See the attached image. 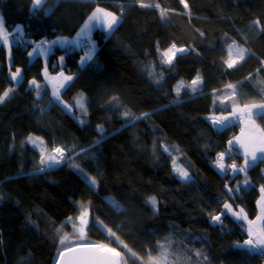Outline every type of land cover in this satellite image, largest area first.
Masks as SVG:
<instances>
[{
	"label": "trees",
	"instance_id": "obj_1",
	"mask_svg": "<svg viewBox=\"0 0 264 264\" xmlns=\"http://www.w3.org/2000/svg\"><path fill=\"white\" fill-rule=\"evenodd\" d=\"M30 1L0 0L4 24H22L27 45L9 46L10 60L7 48L0 47V95L12 89L0 102V264H53L58 248L75 242L106 244L117 248L126 264H148L149 253L159 257L157 244L165 237L172 241L170 252L191 257L193 264H264V255L236 246L247 239L239 220L228 212L222 225L210 218L227 203L223 189L231 169L226 174L218 169V154L226 153V168L244 163L243 153L229 150L237 121L217 126L215 115L264 101L259 84L264 70L257 71L264 69V32L253 25L259 19L264 27V0H187L190 15L180 0H144L167 10L163 19L159 8H142L137 0H42L36 8ZM97 7L120 18L111 31L97 27L63 48L51 42L59 35L73 37ZM38 38L50 41L44 45L51 47L46 66L41 57L29 61L27 55ZM79 38L89 49L95 46L84 63ZM234 41L248 51L227 68ZM173 43L189 51L164 64L161 53ZM17 67L19 82L9 77ZM43 67L50 77H73L60 89V101L51 96L54 88L45 82ZM197 74L201 82L193 91ZM33 79L39 96L36 86H29ZM227 84L237 85L235 96L224 90ZM78 93L86 97V114L75 107ZM125 111L131 116L124 117ZM144 113L149 115L132 119ZM254 119L264 130V115ZM31 135L42 139L46 151L64 147V160L41 171V151ZM173 160L191 179L176 175ZM74 165L97 181L92 188L99 202L88 204L83 239L81 225L65 223L80 210L81 178ZM246 173L250 184L235 209L256 214L264 159ZM150 196L156 197L155 209L146 203ZM107 197L124 210H114ZM61 236L67 237L64 245ZM176 256L165 264H179Z\"/></svg>",
	"mask_w": 264,
	"mask_h": 264
},
{
	"label": "snow or ice",
	"instance_id": "obj_2",
	"mask_svg": "<svg viewBox=\"0 0 264 264\" xmlns=\"http://www.w3.org/2000/svg\"><path fill=\"white\" fill-rule=\"evenodd\" d=\"M137 2L140 4V7L142 8H159L160 9V16L161 18H166L168 15L167 10L160 8V5L157 4H150V3H145L144 0H137ZM42 3V0H33V6L34 8L40 6ZM180 3L183 4L184 9L188 10V14L190 15V9H189V4L187 3V0H180ZM119 17L111 11H108L106 9L97 7L94 9V11L91 13V15L88 17V20L85 22L84 28L81 29V32L85 31H90L92 27L99 25L100 27H103L109 31H111L114 26H116L119 23ZM253 25L257 27L260 31L264 32V27H260V20L257 19L253 22ZM16 31L19 32L21 31V27L18 25L16 26ZM201 36H203V33H200ZM0 40L3 41V43H8V33L5 31L4 28V22L3 19L0 18ZM235 44V41L233 42ZM47 44V41H42L40 45L37 46V49H33V52H30L28 55L32 56L37 50H43V46ZM229 48L232 47V45L228 46ZM95 51V46L92 45L89 49V52L85 54L84 57H82L81 62L84 63L87 60H91L93 58V54ZM189 50L184 48V47H177L175 43H173L167 50L163 51L161 53L162 56V62L164 64L171 65L173 62V59L176 57L177 53L184 54L188 52ZM239 55L236 59H230L228 61H225L227 68H233L235 67L240 61L244 59L245 53L248 51L247 49L244 48H239ZM63 59V57H61ZM261 65H264V60L261 61ZM264 70V69H257V71ZM21 69L17 68L15 72L11 73V79L16 81L21 75ZM46 72V69H45ZM252 74H249V77H246L245 79L251 78ZM162 78V74H161ZM53 80H56L55 77L52 78ZM73 77L72 76H65L63 73H60V82L59 85H54V91L53 95L57 98H59V88L65 87L67 82L72 81ZM159 82V81H157ZM201 82L199 74H197V77L192 80L190 87L192 88L193 91H196V86ZM241 83V82H238ZM259 84L262 86L261 90L264 91V80L259 81ZM30 85H35L37 88V95L39 96V85L37 84V81L33 79L30 81ZM182 85L177 86L176 92L179 94L180 92V87ZM236 88L237 85L233 84H227L225 85V89L227 91H230L233 96L236 95ZM12 91V89L5 90L2 95H0V102H2L8 95L9 92ZM118 100V97H113L112 102H115ZM72 105H65V108L71 109ZM76 107H78L81 111L82 114L87 113V108L86 105L83 101V96L81 94L80 98L76 100ZM237 112L241 114V116H246L249 118V120L254 124V121L252 120L253 116H262L264 115V102L261 103H252V104H244L243 107L237 108L236 106H233V111L231 115H236ZM149 114L144 113L142 114L141 117H132L133 120L135 119H141L144 117H147ZM124 117H129L131 116V113L129 111H125L123 113ZM81 123H84L83 120L80 121ZM228 122V117H223L220 119L215 120V125L217 126H227ZM98 128H101L102 126H98ZM33 145L37 143V141H40L42 144L43 141L39 137H29L28 138ZM238 139V138H237ZM229 150L233 148L234 142L229 141ZM245 149L244 151V163L241 166H237L235 163L228 165L227 168L223 164V157L225 156L226 153H219L218 154V159L216 161V165L219 170L223 171L225 174L227 173V169L230 168L234 173L235 172H247V169L251 167L253 164L258 159H264V135L260 136L258 140L254 143V146L249 148L248 145H242ZM168 149L165 147V151ZM66 149L64 147H54L52 148L51 152L48 153L46 150H42L40 154V170H44V166L47 165L48 167L55 166L56 164H59L62 159H64V153ZM257 153H260L261 155L258 156ZM173 166H174V172L178 175V177L181 180L187 181L191 179L188 171L184 169L181 166H178L176 161L173 160ZM74 167L79 168L78 165H74ZM91 186L95 187L97 184V181L94 177H91L89 180ZM245 184L248 183L247 180L244 181ZM227 188V185H226ZM239 185H237L236 189L228 188V192L231 193L235 190H238ZM261 193L264 194V186L261 187L260 189ZM146 203L150 205L153 209L156 208L157 205V200L155 196H150L147 198ZM258 204H261V215L257 216L256 220H264V195L261 196V200L257 202ZM109 204L110 206L117 211H123L124 209L120 205V203L115 200V198H110L109 199ZM227 212H231L232 215L237 219V220H247V214L244 212L243 208H240L239 211H233L232 205L229 203H224L223 208L221 210L220 214H215L211 215L210 218L213 222L220 223L222 225V216L226 214ZM87 210L82 211L80 216L78 217V220L80 222V225L82 226L80 228V239H83L84 236V227L87 225V220L85 217L87 216ZM65 223H72L73 227H76L75 222L72 220L71 217L68 218ZM255 224V221H248V228H247V239L243 240L242 242H236V246L238 248L243 249L249 254L253 253H259L260 255H264V227L260 228H254L253 225ZM97 226L100 227L102 230L106 228V226L103 225L102 221H97ZM107 232L115 237V233L112 232L110 229H107ZM57 234H59V229H57ZM66 236H61L60 237V245L65 244ZM117 240H119V237H116ZM165 243H160L158 242L157 247L160 250V255L159 257H153L149 253V260L148 264H165V261H167L168 257L171 256H176L175 253H172L169 251V249L172 247V241L170 238L165 237ZM122 243V242H121ZM125 248H127V245H124ZM85 250L87 253H95V255H81L79 257L72 256L69 258V260H65V254L66 253H75L78 250ZM129 252H131V249H128ZM193 251V250H189ZM195 255L197 257L202 256V250H194ZM133 257H136L137 259H140L136 253H131ZM58 261L57 264H126V261L123 260L122 258V253L117 250V248L109 247L106 244H98L95 242H88V243H78L75 248L73 247H67L64 248L63 250L58 248ZM177 261L179 264H193L191 257L188 256H183V259H181L180 256H176ZM204 260H207L206 256H203Z\"/></svg>",
	"mask_w": 264,
	"mask_h": 264
},
{
	"label": "crops",
	"instance_id": "obj_3",
	"mask_svg": "<svg viewBox=\"0 0 264 264\" xmlns=\"http://www.w3.org/2000/svg\"><path fill=\"white\" fill-rule=\"evenodd\" d=\"M31 2V6H33V0L30 1ZM0 18L3 19L2 15H0ZM88 20L85 19V21L83 22V24L80 26V28L77 30V33L73 36V37H68V36H62V35H59L57 37H55L53 40H51L52 43H55L57 46H59L60 48H63V47H66L67 45H71L74 43L75 41V38L77 36H85V35H90L92 30L95 29V28H101L105 31H109L103 27H100L99 25L97 26H94L91 28L90 31H85V32H81V29L84 28V25H85V22ZM3 22H4V19H3ZM20 26L21 27V31L17 32L16 31V26ZM4 28H5V31L8 33V43H3L2 40H0V47H3V48H7V57H8V60L11 59V56L10 55V51L9 50V41L16 35L18 36H24V27L22 26V24L20 23H15V24H11L10 26H7L4 24ZM39 44H33L29 50H28V54L30 52H33V49H37V46ZM50 47L49 46H43V50H37V52H35L32 56H29L28 54V58H29V61L33 60L34 58L36 57H41L42 59V62H43V66H46L45 63H47V60H48V53H50ZM60 62L62 63V60H60ZM19 68V67H17ZM17 68H13L12 71L10 72H15V70ZM21 69V68H20ZM45 69L46 67H43V74H44V79H45V82L50 85L52 88H54V85H59V82H60V73H57V75H54V76H49L47 75V71L45 72ZM22 70V69H21ZM10 75V74H9ZM66 76V75H65ZM10 77V76H9ZM55 77L56 80H53L52 78ZM22 79V71H21V75L20 77L18 78V80H16L15 82H19L20 80ZM230 94H232L230 91L228 92ZM264 102V101H262ZM258 103V102H257ZM261 103V102H259ZM248 104H252V103H248ZM237 107V106H236ZM243 106H238L237 108H241ZM233 111V108L232 110L229 112V113H221V114H216L215 115V118L216 119H220V118H223V117H228V122H227V125L228 124H232V123H235L236 121L238 122V118L242 121V123L244 124V131L241 132V133H246L247 136H251L252 138V141L251 139H247V137L243 136V135H240L239 134V137H237L236 141H233L234 142V146L235 148H237L241 153L244 154V147L242 145H253L257 140V138H259L260 136L264 135V130L261 128V126H259V124L257 122H255L254 124H251V125H247L245 124L244 120H247L246 116H241V114L239 112H237L236 115H231ZM254 118V116L252 117ZM215 119V120H216ZM254 121H256L254 119ZM236 136V135H235ZM238 136V134H237ZM240 139V140H239ZM255 139V140H254ZM239 140V141H238ZM232 141V140H231ZM253 142V143H252ZM250 148V147H249ZM258 156H260L261 154L260 153H257ZM259 160V159H258ZM239 167V166H238ZM247 180L248 183L245 184L244 181ZM250 184V181H249V178L247 176V173L245 172H233L232 170L229 172V174L227 175V188H226V185L224 187V193L226 194V197H227V203L231 204L232 205V209L233 211H239L240 207L238 209H235V205H239V197L240 195L243 193V191L249 186ZM237 185H239V188L238 190H235L231 193L228 192V188H232V189H236L237 188ZM264 195L260 192L258 198H257V201H256V205H257V212L256 214H251V213H248L247 211H245L244 209V212L247 214V220H239L241 222V225H242V228H243V231L247 234V228H248V221L251 220V221H255V224L253 225L254 228H260V227H264V220H260V221H257L256 218L257 216L261 215V204H258L257 202L261 200V196ZM229 214H231L232 217H234L232 215L231 212H228ZM235 218V217H234ZM248 238V237H247Z\"/></svg>",
	"mask_w": 264,
	"mask_h": 264
},
{
	"label": "rangeland",
	"instance_id": "obj_4",
	"mask_svg": "<svg viewBox=\"0 0 264 264\" xmlns=\"http://www.w3.org/2000/svg\"><path fill=\"white\" fill-rule=\"evenodd\" d=\"M91 15V14H90ZM16 36H18V35H16ZM232 45V47L231 48H228V51H229V54H230V58L231 59H236L237 57H238V55H239V48H242L239 44H234V43H232L231 44ZM50 50H51V47H50ZM245 54H247V52L245 53ZM245 57V56H244ZM11 73L12 72H10L9 74H10V77H11ZM30 81H32V80H29V86H31L30 85ZM58 86V85H57ZM60 89L61 88H59V94H60ZM53 91H54V89L52 90V95L51 96H53V98L54 99H56L57 101H60V96H59V98H57V97H55L54 95H53ZM81 94H82V96H83V101H85V95L83 94V93H78V99L80 98V96H81ZM85 103V102H84ZM86 104V103H85ZM75 107H76V102H75ZM78 110H79V112L81 113V111H80V109L78 108V107H76ZM241 119V118H240ZM239 118H238V127H240L241 128V130L240 131H238L237 133H236V136H234L231 140L232 141H236L237 139V137H239V134L241 133V132H243L244 131V124L242 123V121L240 120ZM247 120H244V122H245V124H247V125H251V124H253L250 120H249V118H246ZM252 120L254 121V118H252ZM256 121H254V123H255ZM237 134H238V136H237ZM240 135H243V136H245V137H247V139L249 140V139H251L252 137L250 136H247V134L244 132V133H241ZM31 137H32V135H31ZM240 140V139H239ZM238 140V141H239ZM255 140V139H254ZM257 140H258V138H257ZM257 140H255V141H257ZM251 141H252V139H251ZM253 143V142H252ZM35 146H37V148L38 149H40V151H42V150H45V148L42 146V144L40 143V141H37V143L35 144ZM252 146H254V144L253 145H250L249 147L251 148ZM48 153H50L51 152V150L49 151H47ZM64 159H62L60 162H62ZM177 163V165L178 166H181L180 164H178V162H176ZM45 166H47V165H45ZM182 167V166H181ZM172 168H173V171H174V166H173V163H172ZM75 169H77V171H78V173H79V175H80V178H81V186H80V191H79V197H78V203H79V206H80V210H79V213L74 217V218H72V220L75 222V224H76V227L75 228H80V222H79V220H78V217L80 216V214H81V212L82 211H85V210H87V213H88V204L89 203H95V202H99V199L95 196V193H94V189L92 188V186H91V184H90V182H89V180H90V177H87L86 175V173L81 169V168H75ZM177 175V174H176ZM178 176V175H177ZM109 198L110 197H107V198H105L106 200H109ZM85 219H89V213L87 214V216L85 217ZM72 226H73V224L72 223H70ZM75 243H80V242H75Z\"/></svg>",
	"mask_w": 264,
	"mask_h": 264
},
{
	"label": "built area",
	"instance_id": "obj_5",
	"mask_svg": "<svg viewBox=\"0 0 264 264\" xmlns=\"http://www.w3.org/2000/svg\"><path fill=\"white\" fill-rule=\"evenodd\" d=\"M31 41L34 44H41L42 41H47V44H45V45H48L49 44L48 42H50L48 39H45V38H38L36 40L33 39ZM76 42H77V44L83 45L82 51H81V52H83V54L88 53L87 51L89 50V46L86 45V43H85V41L83 39L79 38ZM12 45L13 46H18V47H23V48L27 47V45L25 44V40L23 39V36L22 37L21 36H14L9 41V46H12ZM71 51H72V48L69 47V48L66 49L65 53L67 54V53H69ZM235 130H236V132L241 130V128L238 127V122L235 123ZM258 255H260V254H258ZM260 256H262V255H260Z\"/></svg>",
	"mask_w": 264,
	"mask_h": 264
},
{
	"label": "water",
	"instance_id": "obj_6",
	"mask_svg": "<svg viewBox=\"0 0 264 264\" xmlns=\"http://www.w3.org/2000/svg\"><path fill=\"white\" fill-rule=\"evenodd\" d=\"M213 121L215 122V120H213ZM80 243H88V242H80ZM95 243H97V242H95ZM77 244H78V243H75V244H72V245H69V246L63 247L61 250H63L64 248H67V247H73V248H75V246H76ZM98 244H99V243H98ZM85 254H88V255H95V253H87L85 250L81 249V250L76 251L75 253H66L64 259L67 261V260H69V258L72 257V256L79 257V256H81V255H85ZM58 259H59V258H58V254H57V256H56V258H55L53 264H57Z\"/></svg>",
	"mask_w": 264,
	"mask_h": 264
}]
</instances>
